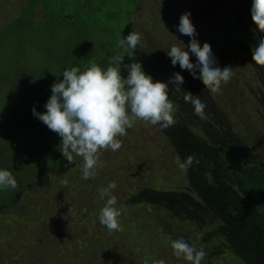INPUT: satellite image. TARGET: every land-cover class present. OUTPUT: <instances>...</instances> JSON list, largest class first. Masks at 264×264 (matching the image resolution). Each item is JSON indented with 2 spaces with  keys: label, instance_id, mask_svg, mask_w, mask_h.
Returning a JSON list of instances; mask_svg holds the SVG:
<instances>
[{
  "label": "rangeland",
  "instance_id": "1",
  "mask_svg": "<svg viewBox=\"0 0 264 264\" xmlns=\"http://www.w3.org/2000/svg\"><path fill=\"white\" fill-rule=\"evenodd\" d=\"M52 3L82 16L88 38H105L106 30L113 32L110 41L115 45V56H125L124 64L140 62L142 70L151 75L154 82L167 83L169 77L178 72L185 83L180 85L181 90L169 85V99L176 107V124L161 130L159 126L137 121L126 129V136L118 137L122 140L118 151L102 153L103 167L97 169L95 179L88 180L81 178L82 157L74 155L69 164L60 152L61 138L31 112L33 106L37 112L45 111L44 104L51 95L50 85L61 78L52 76L53 71L51 77L48 73L39 76V85L33 87L32 94L23 88L25 94L11 95L1 91L7 84L2 85L0 169L12 171L18 187L0 191L3 199L0 204L7 206L0 210V264H153L161 259L166 264H190L174 256L171 241L183 237L189 243L202 245V235L220 215L207 207L210 204L197 190L198 183L209 186V180L218 175L212 163L214 152H201L191 141V145L176 143L185 138V130L199 139L206 137L191 104L184 102V92L200 96L206 104L207 119L218 124L216 128H224L226 122L236 125V136L242 140L246 153L247 149L252 153L245 156L246 164H264V66L251 60V49L264 33L250 31L255 28L250 16L251 0H53ZM26 6L33 9L34 23L43 20L39 3L32 6L29 0H0V29ZM185 11L191 13L196 39L201 45L206 42L211 46L217 66L233 67L235 75L228 84L222 85L220 94L204 88L201 81L187 70H181L178 63L172 66L166 55L177 40L185 45L189 42L190 38L175 27ZM123 31L127 35L131 31L141 34V43L134 53L118 47L121 39L118 34ZM97 38H91L89 59L102 58L99 55L102 47H96ZM190 58L196 62L194 55L190 54ZM95 63L101 66L99 61ZM88 64L74 60L72 65L84 68ZM28 73L39 75L40 72L30 65L25 75ZM122 73L127 75L123 69ZM16 105L19 107L11 110ZM222 110L226 113L222 114ZM222 130L211 134V140ZM43 150L46 151L37 172L47 168L34 182L36 171L27 163V152L38 157ZM193 153L200 161L198 166L193 164L187 170L181 169L177 158L182 161ZM59 155L63 157L62 164L49 168ZM193 168L201 172L193 173ZM202 177L204 180L200 179ZM110 181L117 184L113 194L117 196L122 227V231L111 233L99 222V211L107 199H101L99 192ZM20 189L24 190L10 207ZM251 189L238 188V194L231 193L229 199L250 205L246 200ZM220 191L224 192H212L215 206L221 209L217 200L223 197L234 206L226 200L227 188ZM176 194L182 198L178 205ZM137 196L141 201L133 203ZM161 197L174 202L158 203ZM179 208L182 210H173ZM233 237L231 230L226 236L212 238L203 245L208 255L201 264H247L233 249L236 247Z\"/></svg>",
  "mask_w": 264,
  "mask_h": 264
},
{
  "label": "clouds",
  "instance_id": "2",
  "mask_svg": "<svg viewBox=\"0 0 264 264\" xmlns=\"http://www.w3.org/2000/svg\"><path fill=\"white\" fill-rule=\"evenodd\" d=\"M250 16L254 29L250 31L264 33V0H251ZM191 13L185 11L180 15L177 30L188 36L189 42L173 44L166 55L172 66L177 63L181 70H187L194 79H198L211 93L220 94L222 85L228 84L235 75L232 66H217L212 48L208 43L196 39L197 32L192 23ZM141 43V34L135 31L118 40V47L135 52ZM187 49V50H185ZM190 54L196 57L193 63ZM123 55L109 58V65L102 69L97 63L89 64L81 70L79 67L66 68L62 79L50 85L51 95L44 104V112H37L32 107V115L56 133L60 139L61 154L71 164L74 155L82 157V179H95L97 169L103 167L101 155L104 151H118L122 140L118 137L127 135L137 121L159 126L165 130L176 124L174 113L176 107L169 99V85L174 90H181L184 78L180 73H173L168 82L153 81L151 75L142 70L138 61L124 64ZM131 60L133 55L128 56ZM251 60L256 65L264 66V36L258 37V44L251 49ZM127 72L126 78L121 70ZM197 69L199 74L197 75ZM184 102L191 104L195 114L206 120V104L199 95L184 92ZM196 154L187 155L182 161L177 158L178 166L187 170L193 164H199ZM18 183L12 171L0 169V191L16 189ZM117 188L115 181H110L100 189L101 199H106L99 211V222L109 233L122 231L119 221L121 211L117 208V196L113 190ZM173 254L177 258L201 264L208 255L203 245L189 243L185 238L171 241ZM153 264H166L161 259Z\"/></svg>",
  "mask_w": 264,
  "mask_h": 264
},
{
  "label": "trees",
  "instance_id": "3",
  "mask_svg": "<svg viewBox=\"0 0 264 264\" xmlns=\"http://www.w3.org/2000/svg\"><path fill=\"white\" fill-rule=\"evenodd\" d=\"M52 1L29 0V4L32 6L39 3L43 8V20L40 23H34L32 20L33 9L30 6H26L16 18L11 19L1 27L0 88L2 85L7 84L5 89L1 91L5 90L11 95L15 93L25 94L22 89L26 88L32 94L33 87L39 85V76L48 73V77H51L50 74L53 71L55 75L52 76H58L62 79V71L67 68L66 65L70 64V67H78L77 65H72L74 60L78 63L91 60L93 62L99 61L102 69H105L109 65V58L115 56V45L110 41L113 32L106 30L105 38H97L95 36H89L90 38H88V35L84 33L86 21L82 16H78L76 11H66L63 5L56 6ZM119 35L122 38L126 37L127 33L123 31V33L119 32L118 37ZM252 35L255 36L256 34ZM91 38L98 39L96 47H102L99 54L102 58L89 59L92 54ZM121 50L123 51L124 49L121 48ZM30 65L39 70V75L36 73L25 75ZM79 68L84 70L82 67ZM121 74L126 78L127 75L123 74L122 70ZM15 77H18L19 80H14ZM34 82L36 83L35 85ZM9 86L11 88H8ZM5 102L7 104V101ZM7 107L12 106L7 105ZM18 107L16 105L11 110H16ZM224 111L226 113V110ZM224 111L222 110L221 113L223 114ZM195 118L199 120L200 126L205 130V139L200 136L199 139L193 133L185 130L183 132L185 133L183 135L185 138L176 143L182 144L184 142L191 145L189 142L191 141L199 147V150L202 149L201 152H214L216 157H212V163L218 173L213 180H209L211 183L209 186L201 185V183L197 184V187H199L197 190L210 204L207 207L218 211L220 215L218 219L213 220L211 227L202 235L201 244L206 246L212 238L224 237L229 231L233 230L234 237L232 239L236 245L233 249L239 253L241 260L247 264H262V256H264V164L260 162L258 164L252 162L253 165L246 164L245 161L247 159L245 156L252 153L249 149H247L246 153L242 140L236 136L234 129H237V127L235 124L230 125L226 122L224 128H220V126L218 129L215 127L218 125L215 122H211L208 119L201 120L197 115H195ZM221 123H224L223 119ZM218 130L223 132L211 140V134L218 133ZM234 150L236 151L235 153H233ZM45 151H39L41 155L38 157H34L29 151L27 152V163L31 165L29 167L36 171L34 182L41 178L42 173L47 168H44L41 173L37 172L44 158L43 154ZM62 158L59 155L56 161L49 164L48 167L60 166ZM195 166H198V164ZM191 170L193 173L199 174L201 172L196 168ZM200 179L204 180L203 177ZM224 187L227 188L226 200L232 202L234 206L228 204L223 197L217 200V203L222 206L221 209H218L215 206V202L212 201V192L222 194L224 191L221 192L220 189ZM234 187L237 191L238 188H252L250 196L246 200L250 205L242 201L234 203L229 199L231 193L235 192V194H238ZM24 189L19 190L15 198L10 202V207L16 203L18 194ZM0 200H3L2 197H0ZM148 200L151 201L150 199ZM169 200L171 199H168L167 202L166 198L161 197L157 202L166 203L167 205L174 202V200ZM132 201L133 203L141 201V197H134ZM181 202L182 198L176 194V205ZM5 207L7 206L0 204V210ZM173 210L178 212L182 208Z\"/></svg>",
  "mask_w": 264,
  "mask_h": 264
}]
</instances>
